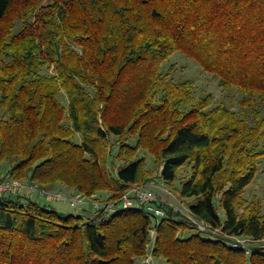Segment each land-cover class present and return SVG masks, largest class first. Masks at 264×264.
<instances>
[{"label": "trees", "instance_id": "trees-1", "mask_svg": "<svg viewBox=\"0 0 264 264\" xmlns=\"http://www.w3.org/2000/svg\"><path fill=\"white\" fill-rule=\"evenodd\" d=\"M177 52L237 88L240 112L169 81ZM0 110L1 179L116 204L151 180L147 155L170 186L192 164L179 196L222 234L175 210L157 222L145 208L64 213L0 195V264H136L153 229L158 262L264 264L261 202L243 198L264 161V0H0ZM234 238L251 240L250 256Z\"/></svg>", "mask_w": 264, "mask_h": 264}, {"label": "rangeland", "instance_id": "rangeland-1", "mask_svg": "<svg viewBox=\"0 0 264 264\" xmlns=\"http://www.w3.org/2000/svg\"><path fill=\"white\" fill-rule=\"evenodd\" d=\"M22 28V23H17L16 26V31H19ZM54 72L53 69L50 70V73L52 74ZM162 72L164 74L169 75V81H173L174 83H184V82H191L193 85V90L195 93L196 97H202V96H207L211 95L214 98V104L213 106H218L220 104H225L230 110L235 111V112H240V102L243 99V94L238 91L237 88H232V89H227L223 87L220 84V78L212 73H209L205 71L202 66L194 59L191 57H188L182 52H177L175 53L169 60L165 61L162 64ZM61 101L63 102L64 105H68V99L65 93H62L60 96ZM3 112L0 110V119L3 117ZM76 141L78 143H82V137L81 135H77ZM129 143L135 144L136 140L135 139H130L128 140ZM119 147L118 139H112L110 142V148L112 150L113 155L117 153ZM110 150V149H109ZM140 157L146 156L144 151H141L139 154ZM148 161H149V167L152 169L153 176L151 180H149L148 184L142 185V186H151V190L155 192V194L158 196V198L163 202L164 199V207L165 209L169 210H175L179 212V214L186 213L188 210V204L193 203V200H186L183 201L180 196L179 192L181 191L182 184L184 181L190 178L191 175V168L192 164H189L185 166L184 168L181 169L179 173V178L176 181V183L173 186H170L167 184L161 177H160V171L161 167L157 168L154 166V159L150 156L147 155ZM112 160V157L110 158ZM110 161V160H109ZM105 164H107L105 162ZM108 170L112 174L115 173L114 167L109 162L108 164ZM0 169V177H5L7 176V168L5 167V164H2ZM26 184H35L36 183H29L25 182ZM152 184V185H151ZM39 186V185H38ZM47 189V188H46ZM59 189V188H58ZM54 190V189H53ZM57 191H62L65 194H67L69 190L66 188H60V190ZM73 193H81V192H73ZM171 193L172 195H170ZM100 200L103 202H100L102 204H107L105 201L109 197L106 193H101L99 194ZM243 198L251 202L255 198L259 199L261 202V212L264 213V161L263 164L260 168L259 174L254 180V182L246 189ZM37 200H39L41 203H46L43 199V197L39 198L36 197ZM96 201V200H94ZM53 206H55L59 211L64 212V213H75L76 211H81V209H73L70 207L68 203H53ZM219 213L222 217V219H225V213L222 210V208L219 205V201L217 203ZM92 215L96 214L94 213L95 210L92 209L91 207L87 208ZM119 209H113L110 210L109 213H114ZM97 215V214H96ZM194 233V230H188L186 232V236H190L191 234ZM204 237H208V235L203 234ZM156 238H151V241L149 243V253L153 255V249L155 246ZM148 256H146L144 259H139L137 260L136 264H148ZM153 264H165L163 262H158L153 258L151 260Z\"/></svg>", "mask_w": 264, "mask_h": 264}, {"label": "built area", "instance_id": "built-area-1", "mask_svg": "<svg viewBox=\"0 0 264 264\" xmlns=\"http://www.w3.org/2000/svg\"><path fill=\"white\" fill-rule=\"evenodd\" d=\"M152 185V184H151ZM27 192L30 195H39L43 197L48 203H63L66 202L73 209H84L91 207L95 211L103 210L109 212L113 209L131 210L135 208H145L146 212L157 222L166 216V209L163 202L158 198L154 191L147 188V186H133L116 204H102L98 201L89 200L83 193H74L72 195L65 194L62 191L50 190L42 188L35 184H26L21 181L3 180L0 178V195L20 194ZM172 195L171 193H169ZM118 211V210H117ZM191 226L202 233L211 236L222 235L218 230L212 227L204 220L192 216L187 210L183 213ZM151 238H156V231L153 229L150 232ZM234 245L241 246L247 250L246 253L250 256L251 252L249 246L251 240L245 238H234ZM150 248V247H149ZM148 264H153V255L148 253Z\"/></svg>", "mask_w": 264, "mask_h": 264}, {"label": "crops", "instance_id": "crops-1", "mask_svg": "<svg viewBox=\"0 0 264 264\" xmlns=\"http://www.w3.org/2000/svg\"><path fill=\"white\" fill-rule=\"evenodd\" d=\"M58 188H59V189H58ZM60 188H61V187L58 186V187L54 188V190H60ZM147 188L151 190V186H150V185H147ZM152 191H153V190H152ZM44 201H45L47 204H50V203H48L46 200H44ZM163 203H164V199H163Z\"/></svg>", "mask_w": 264, "mask_h": 264}]
</instances>
